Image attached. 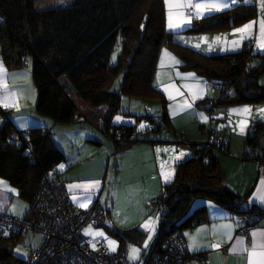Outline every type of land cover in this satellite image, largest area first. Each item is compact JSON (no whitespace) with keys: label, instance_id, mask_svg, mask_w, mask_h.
<instances>
[{"label":"trees","instance_id":"obj_1","mask_svg":"<svg viewBox=\"0 0 264 264\" xmlns=\"http://www.w3.org/2000/svg\"><path fill=\"white\" fill-rule=\"evenodd\" d=\"M34 2L0 0V55L5 67L22 69L31 59V80L37 93L34 110L56 125L82 118L75 98L90 109L105 107L106 116L99 128L113 140L116 152L148 141L147 136H138V125H112L111 119L119 112L123 96H161L152 86L161 47L174 51L184 71L192 70L206 81L224 84L231 90L230 94L220 93L216 101L198 103L208 112L222 105L264 101V84L257 82L264 73V54L243 50L202 55L177 45L172 40L173 34L165 28L163 0H72L70 4L41 10L35 8ZM256 16L254 5L239 2L227 10L194 20L183 33L198 35L229 30ZM253 59H258V63L252 65ZM119 75L122 80L114 90L112 85ZM0 116L3 118L0 178L17 190L28 207L41 180L65 157L53 144L51 131L39 128L19 131L12 125L8 111L0 108ZM150 117L145 114L144 119L150 121L152 131L172 129L165 111L160 123ZM136 118L140 120L139 116ZM252 127L245 139L246 150L259 148V139L264 135L263 123H252ZM199 131L206 137L205 147L199 150V143L188 142L192 154L175 167L173 181L164 185L152 202L157 229L150 248L160 247L172 234L177 233L182 239V232L207 222L205 207H195L196 201H210L239 215L261 216L264 212V208L257 207L239 211L244 201L223 183L216 155L219 151L228 153L227 143L225 147L219 146V137L211 127L199 126ZM11 133L16 137L10 138ZM254 159L263 157L257 154ZM251 220L255 225L257 219ZM109 232L119 240L120 249H125L129 242L140 245L145 239L140 227L111 228ZM23 236L11 232L0 237V264H28L27 259L17 258L13 253V247Z\"/></svg>","mask_w":264,"mask_h":264},{"label":"crops","instance_id":"obj_2","mask_svg":"<svg viewBox=\"0 0 264 264\" xmlns=\"http://www.w3.org/2000/svg\"><path fill=\"white\" fill-rule=\"evenodd\" d=\"M176 1L177 3H185V0ZM261 1L264 6V0H248V2L243 0L242 2L256 6L260 5ZM225 2L228 3L227 7H223L219 11L208 10L203 12V18L207 15L227 10L235 5V2L232 3L231 0ZM163 5L165 6V28L173 36L182 34L185 29L192 25L194 20L201 19L193 18L191 23L183 28L170 30L168 28L169 9L166 7V0H163ZM179 12H184L185 15L188 14L185 8H176V16L173 12L174 20L177 19V13ZM261 23H264V7H261V13L255 19L244 22L232 29L214 30L194 35L199 47H195L197 44L192 45L190 43L189 45H183L202 55L233 54L243 50H249L252 54H264V33L261 32ZM248 24H252V28L245 33L236 31ZM201 41L205 44H201ZM236 41L238 43H234ZM160 52L162 53V50ZM168 56L164 55L163 58ZM27 63L28 61H26V67L23 69L9 70L5 67L0 55V101H4V103H0V108L9 112L10 121L16 130L25 131L39 128L51 131L53 144L65 157L64 161L56 169L59 172V178L65 183L67 194L75 209L85 210L92 205L98 204L108 213L112 228L127 230L131 226L114 223V221H118H116L115 214L120 208L119 203H123L124 207L120 209V211L125 209L123 217L132 210L136 212L133 214L134 218L140 221L133 228L140 227L141 231L146 235V227L144 225L153 222V228L157 229L156 214L153 211L152 202L162 192L163 186L173 181L175 167L192 154V148L188 144L191 141H187L182 137L183 141L189 146V148L187 146V149L182 150L180 145H175V147L169 144L162 145L161 143L169 142V137L166 134L163 136L155 134L151 138L147 137L148 141L136 142L128 148L116 152L113 140L106 136L103 131L100 132L99 129V124L106 116V108L90 109L84 103V105L80 104L81 106L76 104L82 115L80 120H75L67 125H56L50 119L39 116L34 110L37 102V93L33 87L30 68ZM257 63L258 59H253L252 65ZM192 72L186 71L184 73L186 81L200 82L203 89L199 90L201 95L195 96L194 99H198V102L203 101V99L211 102L216 101L217 99L209 98L211 95L202 82L203 80L206 84V80ZM189 74L193 75L190 76ZM257 82L260 85L264 84V73L259 76ZM208 88L210 87L208 86ZM175 90L177 89L175 88ZM182 94L181 87H179V96ZM209 106L210 103H207V107ZM206 110L208 111L207 108ZM227 110L230 111V109L225 108V111ZM216 111H218V108H212L208 114L209 121L207 119L201 120L200 126H206L208 122L209 125L207 124V127L214 128V132L218 137L221 136V134L217 133V129L220 130V128L227 135L228 125L232 126V122L228 121L229 118L225 113L223 119H221L224 122L220 124L219 120H217L218 123H216V120H214ZM262 117L259 119V123L264 124V114ZM123 122V125L126 126L133 125L132 119L130 120L129 118H125ZM2 123L3 118L0 116V125ZM85 124L87 125L85 126ZM111 124L122 125L113 121H111ZM239 133L244 135V139L249 134L244 132V129ZM224 140L227 143L228 153L216 152L221 166L223 183L244 201L239 211H246L252 207L263 209L264 136L259 139V148L248 150L255 151L256 154L263 157L262 160L254 159L255 156L252 157L246 153L245 140L243 148L241 146L234 148L235 150L230 147L226 139ZM94 141L98 144H94ZM242 149L244 150L243 152ZM181 152L185 155L180 156ZM61 165H63V168H61ZM0 181L7 185V188L4 185H0V213H5L12 217L24 215L27 205L22 207L19 203L18 200L20 198L17 190L11 187L4 179L0 178ZM93 184L96 186L83 187ZM74 185H80L81 187H72ZM119 194L121 196L120 199H118ZM89 197H91L90 200L88 199ZM81 205L85 206L82 207ZM194 206L205 207L207 222L182 232V241L188 254L201 256L204 262L189 261L184 264H250L249 252L252 250V233H264V212L261 216L245 214L250 219H257L256 224L250 229L248 236L245 237L237 232L235 226V219L239 214L222 209L210 201H196ZM142 213L147 214L144 220H141L143 218ZM151 215H155L154 220ZM229 232L231 234L230 239L227 235ZM194 239L195 248L192 247ZM237 240L244 241L243 245H237ZM257 240L261 245H264V236H258ZM215 244H218L219 247H213ZM234 248L235 251H233ZM261 251H264V248L258 247L256 249L257 255L251 257L252 264H262V259L259 255Z\"/></svg>","mask_w":264,"mask_h":264},{"label":"rangeland","instance_id":"obj_3","mask_svg":"<svg viewBox=\"0 0 264 264\" xmlns=\"http://www.w3.org/2000/svg\"><path fill=\"white\" fill-rule=\"evenodd\" d=\"M225 1H228V0H199V2H216V3H221V4L226 3ZM242 1L243 0H237L234 4L236 5L237 2H242ZM71 2L72 0H35L34 3H35V8L38 10H41L45 8L56 7L62 4H70ZM171 2L173 4L177 3L176 0H171ZM186 2L187 0H185V3ZM193 2H198V0H193ZM166 7L169 9L167 3H166ZM255 7L257 9V16H258L261 13V7H264L262 5V1L260 5H256ZM175 10L176 8L171 9V11H173L176 16ZM208 10L209 9L205 8L203 12H206ZM211 10L215 11V9H211ZM185 11L189 14L191 12H194L195 9L185 8ZM164 12H165V6H164ZM189 37L190 39H188ZM172 40L177 45H182L183 47H185L183 44L185 45H189V43L192 45L198 44L193 34H186L183 32L182 34L178 36L174 35ZM201 44H205V43L201 41ZM160 50H162V53L160 51L158 53L152 86L155 90L158 89L157 91L161 89L159 91L161 93V96L152 97V98H148V97L147 98H137V97H127V96L124 97L123 96L121 98L119 112L113 115L111 120L113 122H116V123L118 122L119 124L123 125V123H125L123 122L125 118L126 119L129 118L130 120L132 119V122H133L132 124L138 125L137 130H136L138 136H147L148 138H151L155 134L156 135L158 134L161 136L166 134L169 137L168 139L169 142L161 143L162 145L169 144V145H173V147H175V145H180V148L182 150L187 149L188 145L185 141H183L182 137H184L187 141H191V143L193 142L203 143L206 139L205 135L200 133L199 126L201 125V120H206L205 118H207V121H209V115H208L209 112L206 110L205 107H202L203 106L202 104H201L202 106L198 104L200 102V101L199 102L197 101L198 99L197 100L194 99L195 96H197V93L200 94L199 90H203V89L201 87L200 82L186 81L185 74H184L186 71L181 69V65H180L181 62L172 49L165 46V47H161ZM165 53H167L169 56L166 58H163ZM172 58H174L176 61H179V63L178 64L173 63ZM27 61H28L27 65L29 66V68H31V59L28 58ZM25 67L26 65L23 68ZM189 71H192V70H189ZM192 73H195V72L193 71ZM121 80H122V76L119 75L112 85V88L114 90L119 88ZM202 82H203L204 87H207L208 93H210L211 95V97L209 98L218 99L220 96V93L218 91L212 90L211 88H208V86L205 84V81L202 80ZM179 87H181V91L183 93L181 96H179ZM175 88L177 90H175ZM74 101L77 105L83 104V102L80 99L75 98ZM188 104H191V107H187ZM216 108H218V111H216V115L214 119L216 120L215 121L216 123L219 122L220 124H222L221 122H224V121H221V119H223V115L225 113L227 114L229 118L228 121L232 122V126L228 125L227 135H225V132L221 128L219 130L217 129V127H215L217 129V133L221 134L219 138L226 139L229 142L230 147L233 150H235L234 148H238L241 146L243 148V142L245 139H244V135L239 133L241 132V128L243 127L244 132L251 133L252 131L250 130V125L252 123L259 122L260 121L259 119L263 118L262 116L264 112L260 110L264 109V101L259 102V103H254V104H240V105H228V106L222 105ZM225 108L230 109V111L228 110L225 111ZM244 108H248L250 109V111L249 112L240 111ZM219 109H221L222 111ZM146 110L149 111L151 120H154L158 123H160L162 113L163 111H165L170 119L172 129L169 132H165L164 130H160L157 132L152 131L151 129L152 124L150 123L148 119H144ZM138 116L140 117V121L136 118ZM117 117L120 118L119 121H117ZM217 120L219 121L217 122ZM207 124L208 122L206 123V126L209 125ZM86 125L87 124H85V126ZM141 125H144V127L142 128ZM100 132H102L101 129H100ZM243 151L244 150L242 149V152ZM120 198L121 196L119 194L118 199ZM18 201L22 205V207L27 205V202L21 198ZM119 205H120V208L118 209V211H116V214H115L116 221L118 220L119 223L118 221L117 222L114 221V223L129 225L131 226L129 228H133V226H137L140 221H138V219H135L133 216V214H135L136 212H133L131 210L129 211V213H127L123 217L125 209L121 211L120 209L124 207L123 206L124 204L119 203ZM22 216L23 214L20 215V217ZM146 216L147 214L146 215L143 214L142 216L143 218L141 220H144ZM151 216H152V219L154 220L155 215H151ZM146 225L147 227H146V235H145L144 241L140 245L129 242V248H126L125 246V249L123 248L124 250L120 249L119 240L114 236V234L110 233L109 231H106L102 227H95L89 224L83 229L82 234L84 237L90 238L94 242L98 239L105 240L109 249H110L109 241H114L115 251H118L120 249L119 251H122L123 253H125L127 259L131 261L132 264H143L145 258L147 257L150 251V243L154 239V235L156 232V229L153 228L154 227L153 222H151L150 224L146 223ZM86 230L88 231L89 234H85ZM97 232L102 233V235H99V236L95 235V233ZM149 236H151L150 240L148 239ZM39 241H40V237L38 234L28 233L24 235L23 237H21L20 241L15 245V247H13L14 255L17 258L26 260L29 252L34 247L37 246ZM146 243H147V247H145ZM133 248L139 249V252L136 258L134 259L130 258L131 249ZM110 251L112 250L110 249Z\"/></svg>","mask_w":264,"mask_h":264},{"label":"built area","instance_id":"obj_4","mask_svg":"<svg viewBox=\"0 0 264 264\" xmlns=\"http://www.w3.org/2000/svg\"><path fill=\"white\" fill-rule=\"evenodd\" d=\"M206 84L219 93H231L224 84L214 81H206ZM250 130H253L252 124ZM15 137V133L10 134V138ZM217 140L219 146H226L224 139ZM204 147L205 143L197 145L199 150ZM246 152L252 157L257 155L255 151ZM235 222L237 232L245 237L254 226L245 215H238ZM89 224L106 231L112 228L109 218L98 204L85 210H76L67 194L65 183L59 179L58 170L52 169L41 180L23 217L0 213V237L11 232L38 234L40 242L29 252L28 264H132L122 251H110L105 240L94 242L84 237L82 231ZM126 248H129V244ZM189 261L203 263L204 259L188 254L176 233L169 235L160 247L150 248L143 264H184Z\"/></svg>","mask_w":264,"mask_h":264},{"label":"snow or ice","instance_id":"obj_5","mask_svg":"<svg viewBox=\"0 0 264 264\" xmlns=\"http://www.w3.org/2000/svg\"><path fill=\"white\" fill-rule=\"evenodd\" d=\"M232 3L235 2V0H231ZM246 2H248V0H246ZM166 3L168 4V7H169V13H168V28L170 30H179L181 28H183L184 26L188 25L191 23V20L193 18H203V10L205 8L211 10V9H215L217 11L221 10L223 7H227L228 6V3H216V2H193V0H187L186 3H176V4H173L171 2V0H166ZM173 8H190V9H195L194 12H191L189 13L188 15H185L184 12H179L177 13V19L174 20L173 18V12L171 11V9ZM252 28V24H248V25H245L243 28L241 29H237L236 31L239 32V33H245L247 30L251 29ZM261 32L264 33V23H261ZM243 39V37H241ZM206 39V38H205ZM219 39V38H217ZM234 43H238V41L234 42ZM195 47H199V44L195 45ZM165 55L167 56L168 54L165 53ZM115 59V58H114ZM173 59V63L175 64H178L179 61H176L174 58ZM190 76L193 75V74H189ZM197 95H200L199 93H197ZM0 103H4V101H0ZM187 107H191V104H188ZM242 112H249L250 109L248 108H244L242 110H240ZM260 111L264 112V109H261ZM119 117H117V121H119ZM207 119V118H205ZM243 123V122H242ZM141 127L143 128L144 125H141ZM241 131H243V127L241 128ZM185 155L183 152L180 153V156H183ZM177 159H179V157H177ZM61 168H63V165H61ZM98 183V182H97ZM0 185H4V182L3 181H0ZM96 185H85L83 187H95ZM5 188H7V185H4ZM72 187H81L80 185H74ZM73 199H75V197H73ZM89 200L91 199V197L88 198ZM264 199V198H262ZM82 207L85 206V205H81ZM144 227H147V225H144ZM227 227V226H226ZM85 234H89L88 231L86 230V233ZM95 235L99 236V235H102V233H95ZM228 235V238L230 239L231 238V234L230 232L227 234ZM252 236H253V242H252V250L249 252V257H250V264H252V261H251V257L253 256H256L257 255V252H256V249L258 247H261V248H264V245H261L259 243V241L257 240V237L258 236H264V233H252ZM148 239L150 240L151 239V236L148 237ZM237 245H243L244 241L242 240H237L236 241ZM109 246H110V249L112 251H115V242L114 241H109ZM145 247H147V243L145 244ZM193 248L196 247V243H195V239L193 240V245H192ZM213 247L215 248H218L219 245L218 244H215L213 245ZM244 251H248L247 249H243ZM233 251H235V248L233 249ZM139 252V249L137 248H133L131 249V256L130 258H136L137 254ZM261 259H262V264H264V251H261L259 253Z\"/></svg>","mask_w":264,"mask_h":264}]
</instances>
